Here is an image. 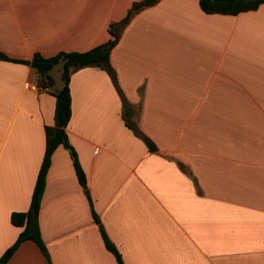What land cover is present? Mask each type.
<instances>
[{"label": "crops", "instance_id": "1", "mask_svg": "<svg viewBox=\"0 0 264 264\" xmlns=\"http://www.w3.org/2000/svg\"><path fill=\"white\" fill-rule=\"evenodd\" d=\"M142 1L0 0V52H87ZM110 64L115 77L71 76L67 133L87 188L60 146L38 217L50 260L26 241L7 264H119L101 227L124 264H264V4L223 15L160 0L123 27ZM55 68L47 93L35 68L0 60V258L56 123Z\"/></svg>", "mask_w": 264, "mask_h": 264}, {"label": "trees", "instance_id": "2", "mask_svg": "<svg viewBox=\"0 0 264 264\" xmlns=\"http://www.w3.org/2000/svg\"><path fill=\"white\" fill-rule=\"evenodd\" d=\"M160 0H143L138 3L135 2L128 16L118 24H112L110 28V34L112 38L105 44L100 45L87 52H60L52 57H44L40 54H35L31 61L15 60L0 52V60L23 63L35 68L41 76L42 82H45L49 86H54V80L51 76V71L59 64H63L62 80L64 82L63 88L55 92L54 95L57 98L56 108V123L54 127L46 128V152L39 173L38 181L34 190L30 209L27 213H13L11 217L12 224L23 228L17 241L12 247H10L4 255L0 258V264H7L17 249L26 241L35 242L43 254L50 260V256L42 238L38 217L41 208V201L44 195L46 179L49 168L51 166L52 157L55 151L63 146L71 152V156L74 161L77 176L80 184L87 188L86 174L80 164L78 155L72 147L69 136L67 133V126L72 117V96L70 89V81L72 74L82 68L97 66L106 69L115 77V72L110 64V55L113 48L120 40L121 31L123 27L129 23L133 15L145 7H150L157 4ZM264 4V0L247 1V0H200L201 9L206 14H223V15H239L244 12L255 11ZM137 135L141 134L134 125H130ZM145 141L151 148L155 149V146L145 138ZM94 211V210H93ZM96 220L99 222L96 213L94 212ZM101 232L105 245L109 251H111L117 258L119 264H124L121 254L109 239L105 229L101 227Z\"/></svg>", "mask_w": 264, "mask_h": 264}, {"label": "rangeland", "instance_id": "3", "mask_svg": "<svg viewBox=\"0 0 264 264\" xmlns=\"http://www.w3.org/2000/svg\"><path fill=\"white\" fill-rule=\"evenodd\" d=\"M54 77L56 78L58 86H61L63 83L62 80V75H63V64H59L56 66L54 72H53Z\"/></svg>", "mask_w": 264, "mask_h": 264}, {"label": "built area", "instance_id": "4", "mask_svg": "<svg viewBox=\"0 0 264 264\" xmlns=\"http://www.w3.org/2000/svg\"><path fill=\"white\" fill-rule=\"evenodd\" d=\"M34 90L43 91V92H47V93H50L52 91L51 86H49L45 82H42L39 85H37L36 87H34Z\"/></svg>", "mask_w": 264, "mask_h": 264}, {"label": "water", "instance_id": "5", "mask_svg": "<svg viewBox=\"0 0 264 264\" xmlns=\"http://www.w3.org/2000/svg\"><path fill=\"white\" fill-rule=\"evenodd\" d=\"M247 1H258V0H247Z\"/></svg>", "mask_w": 264, "mask_h": 264}]
</instances>
